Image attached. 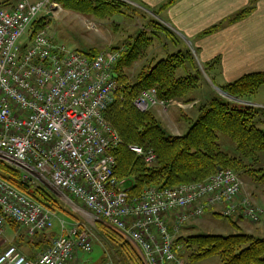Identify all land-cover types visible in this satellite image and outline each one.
<instances>
[{
  "label": "built area",
  "instance_id": "1",
  "mask_svg": "<svg viewBox=\"0 0 264 264\" xmlns=\"http://www.w3.org/2000/svg\"><path fill=\"white\" fill-rule=\"evenodd\" d=\"M57 7L51 0H17L0 7V158L77 199L82 208L73 201L74 208L126 237L144 264H185L172 240L181 226L208 209L258 222L262 210L242 195L240 176L232 169L130 195V187L114 175L112 150L120 139L104 115L119 88L112 76L119 51L89 57L54 41L48 25L33 31V23ZM169 103L150 90L134 100L140 111ZM128 148L147 165L154 163L153 150ZM5 218L33 235L52 228L56 215L0 178V236ZM91 251L88 231L60 219L58 235L36 258L9 245L0 252V264H67L76 253ZM101 264L113 263L107 258Z\"/></svg>",
  "mask_w": 264,
  "mask_h": 264
},
{
  "label": "trees",
  "instance_id": "2",
  "mask_svg": "<svg viewBox=\"0 0 264 264\" xmlns=\"http://www.w3.org/2000/svg\"><path fill=\"white\" fill-rule=\"evenodd\" d=\"M51 1L63 9L101 20L125 13L124 2L120 0ZM172 1L167 0L160 9ZM253 8L252 4L242 8L230 21L246 17ZM144 18L142 28L135 35L105 49L119 51L112 68V76L119 88L104 113L120 139V143L112 150L115 158L114 175L130 187L131 196H137L148 186L163 188L199 182L218 169H232L249 178L264 194V167L252 166L257 156L264 152V128L258 125L260 118L255 107L231 104L217 94H211L198 105L194 118L181 111L187 129L176 135L166 130L152 111H140L134 105V100L146 90L152 91L161 101L178 100L187 104L195 99L190 94L201 86V69L189 48L167 52L163 57L148 54L156 43L165 48L167 42L178 46L180 41L155 18L146 15ZM48 21L49 16H40L33 23V31L48 25ZM218 26L208 28L203 34L212 33ZM100 51L97 48L79 50L89 57ZM136 62L140 66L130 77L128 69L133 68ZM216 63L212 61L204 64L203 71L206 73ZM263 84L264 71H255L226 82L220 88L229 95L245 98L254 95ZM227 142L232 148H226ZM133 144L153 150L156 157L154 163L147 165L141 156L131 151L128 146ZM0 178L55 215L65 216L83 227L80 217L49 188L26 174L22 168L1 158ZM71 199L82 206L77 199ZM211 210L215 208L205 213ZM217 211L212 215L225 218L233 231H199L183 235L181 231L191 221L185 223L172 240L173 247L185 264H198L213 256H217V264H264V236L244 231L238 225L239 218H244L240 214L225 216ZM5 223L19 226L11 218H5ZM94 224L113 250L112 254L104 252L103 261L112 256L114 264H144L131 241L103 221Z\"/></svg>",
  "mask_w": 264,
  "mask_h": 264
},
{
  "label": "crops",
  "instance_id": "3",
  "mask_svg": "<svg viewBox=\"0 0 264 264\" xmlns=\"http://www.w3.org/2000/svg\"><path fill=\"white\" fill-rule=\"evenodd\" d=\"M30 1L35 2L38 0ZM126 1L138 4L141 7L140 9L147 12H155V15L152 14V16L174 33L180 43L178 46L171 43L172 52L188 48L183 40H190L199 65L216 61L217 63L208 70L210 73L209 79L212 78L213 82L226 83L246 73L264 71V0H173L163 9H160V6L167 0ZM12 3L15 2L13 0H0V7ZM250 4L254 8L246 17L230 21L235 13ZM91 22L93 21L91 20ZM217 24L219 26L212 33L203 34L205 30ZM162 48L161 57L170 50L166 47L164 50V47L161 46ZM85 49L89 48L85 47ZM248 97L243 98L245 101V103L241 102L243 105L250 104L264 107L263 102L256 101V103H253ZM154 114L156 115V113ZM254 187L256 186L253 184L251 190L248 191L244 183L242 193L248 195L257 205L260 206L261 204L264 207V194L258 187L257 189H254ZM217 210L218 208H215V210L206 213L212 215L213 212H218ZM60 219L65 220L68 225L78 224V222H74L65 216L56 215L52 228L34 236L28 235L21 226L5 223L3 234L0 236V252L7 246L12 245L27 258H36L51 243L52 238L58 235ZM223 225L227 227V230L229 229L227 233L231 232V226L227 222H224ZM238 225L246 232L264 236V218L254 225L245 218H239ZM192 227L187 226V230L194 232ZM103 241L106 242V240ZM100 245L102 244L98 240H92V251L88 253L94 254V251L97 250L98 256L96 255V258H82L81 255L84 252H78L67 264H91L93 262L101 264L105 249Z\"/></svg>",
  "mask_w": 264,
  "mask_h": 264
},
{
  "label": "rangeland",
  "instance_id": "4",
  "mask_svg": "<svg viewBox=\"0 0 264 264\" xmlns=\"http://www.w3.org/2000/svg\"><path fill=\"white\" fill-rule=\"evenodd\" d=\"M13 1L16 2L17 0H13ZM120 1L124 2L123 9L125 13H117L105 20L87 17L80 13L63 9L59 5V7H57V9H55L51 15H49L48 33L50 34V36H52L54 41L59 43H64L69 48H73L78 51L85 49V47L86 48L95 47L100 50H105L109 46L117 45L122 41H124L125 39H127L129 36L135 35L133 33H136V31L142 28V25L144 24L145 21V18L143 19L144 15L152 18H154L152 14L155 15V12L153 13L150 12L149 10H148L149 12H147L146 10L140 9L141 7L138 4H133L131 2H127L126 0H120ZM91 20L93 22H91ZM183 42L185 43L186 46H188L191 53L195 57L194 52L192 50L193 47L191 45V41L183 40ZM171 47L172 44L167 42L166 48L170 49L168 50V52L170 53L172 52ZM161 52H163V48L161 49L160 44L156 43L152 48L149 49L148 54L160 56ZM139 66L140 63L136 62L133 68L128 69V73L130 74V77H132V75L135 73L136 69ZM199 67L201 69V74H200L201 86L190 94L191 97L195 98L192 102L185 104L182 101L173 100L165 108H162L161 106L157 105V106H152L148 109L156 113L157 118L161 121L162 125L166 128V130L168 129L169 132H172L174 134L184 133V131L186 130L187 122L186 120L182 119L181 111L185 112L189 117L194 118L197 113L196 109L198 105L204 102L211 94L212 95L217 94L218 96L225 99L231 104L243 105L241 102L238 101V99L229 97L232 95H229L227 92H226L227 95H224L223 92L217 89L220 88L225 83H222L220 81L213 82L212 78L209 79L210 76L209 71H206V73L203 71L204 64L199 65ZM248 98L253 103H256V101H260L264 103V85H262L254 95ZM239 99L243 100V98H239ZM245 105L255 107L258 110V115L260 117V120L263 121V122L260 121L258 125L260 127H264V107L257 105H250V104H245ZM156 110L158 113L156 112ZM225 144H226L225 145L226 148L228 149L232 148L229 142ZM252 166L264 167V152L260 153L257 156V160L253 162ZM28 175L32 176L37 182L43 185L47 184L35 172H30V173L28 172ZM239 176L242 182V187L244 186L245 183L246 189L250 191L251 188L253 187V184H251L252 182L248 180L245 176H242L243 179L241 178V175ZM46 187L48 188V186ZM242 187H241V193H242ZM254 189H257V187H254ZM55 195L58 196V198H60L59 195L57 194ZM65 203L70 207V209L74 213H76L80 217L83 227L88 231L92 240H98L100 244H102L100 246L101 247L103 246V248L105 249V253L108 252L112 254L113 250L110 247V244L107 241L104 242L103 240L105 239L95 229V224H94L95 222L91 218L87 217V215L83 211L79 210L78 208L77 209L74 208L73 205L68 204L67 202ZM254 204L256 205V207L262 210L261 216L259 218L260 219L259 222H261L262 218H264V210H263L264 207L261 204L260 206L257 205L256 202ZM77 205L80 208H82V206H80L78 203ZM189 221L191 222L185 225L184 229L181 231V234L185 235L189 232L192 233V231L187 230V226H193L192 228L194 232L200 231V232L227 233L229 231V229L227 230V227L223 225L224 222H228L225 218H218L209 213L208 214L204 213L202 216L191 219ZM249 223L253 225L257 224L252 222ZM232 231L233 229L231 227V232ZM96 255L98 256L97 250L94 251V254L82 253L81 257L96 258ZM107 258H109L111 261L113 260L112 256H109ZM217 262H218L217 256H213L200 261L198 264H217ZM91 264H98V262H93Z\"/></svg>",
  "mask_w": 264,
  "mask_h": 264
},
{
  "label": "water",
  "instance_id": "5",
  "mask_svg": "<svg viewBox=\"0 0 264 264\" xmlns=\"http://www.w3.org/2000/svg\"><path fill=\"white\" fill-rule=\"evenodd\" d=\"M217 89H218L219 91L223 92L224 95H227V93L224 92V91H222L220 88H217ZM229 97H230V98L238 99L239 102L245 103L244 100H240V99L237 98V97H234V96H229ZM7 162H9V163H11V164H13V165H15V166H17V167L23 168L22 165H20V164L14 162V161L9 160V161H7ZM23 169H24V168H23ZM24 170H25V169H24ZM218 170H219V169H218ZM28 172L30 173V172H32V171H29V170H28ZM43 181H44V180H43ZM46 183H47V184H45V183H44V184H45L46 186H48V188H49L52 192H54L55 194L59 195L61 199H63V200L66 199L65 202H67L68 204L74 205L73 201H72L69 197H67L66 195H61V194H59L58 192H56V191H55V190L49 185L48 182H46Z\"/></svg>",
  "mask_w": 264,
  "mask_h": 264
}]
</instances>
